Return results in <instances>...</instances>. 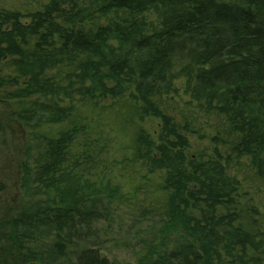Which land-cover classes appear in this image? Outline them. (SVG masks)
<instances>
[{"label":"trees","instance_id":"1","mask_svg":"<svg viewBox=\"0 0 264 264\" xmlns=\"http://www.w3.org/2000/svg\"><path fill=\"white\" fill-rule=\"evenodd\" d=\"M90 2L94 14L116 19L84 26L79 0H50L26 23L20 13H0V62L13 59L18 80L24 81L19 87L13 80L10 99L34 98L33 109L46 98L49 106L45 112L42 104V112L49 123H61L67 119L61 104L74 95L96 103L129 98L140 121L158 122V132L138 133L136 155L152 170L165 173L167 219L159 243L148 245L137 264H218L223 253L261 263L250 252L264 256L263 244L243 231L230 209L238 190L226 174L223 157L217 151L190 158L187 126L166 114L159 101L176 92L178 70L193 100L226 119L239 139L236 153L248 158L264 180V0ZM62 63L73 68L72 80L55 92L45 74ZM31 115L10 117L29 123ZM80 133L74 127L45 139L33 165L21 163V188L29 196L4 225L14 232L7 239L19 252L24 233L49 242V256L63 264H112L95 248L99 244L94 239L98 224L109 221L106 200L117 194L108 195L111 186L102 177L89 179L92 185L89 180L82 183L81 165L90 161L100 169V147L92 141L93 149L85 137L77 143L85 136ZM5 191L0 179V193ZM172 235L177 240L169 249ZM23 259L21 264H47L36 256Z\"/></svg>","mask_w":264,"mask_h":264},{"label":"rangeland","instance_id":"2","mask_svg":"<svg viewBox=\"0 0 264 264\" xmlns=\"http://www.w3.org/2000/svg\"><path fill=\"white\" fill-rule=\"evenodd\" d=\"M49 2L50 0H0V13H20L24 17L23 23H26L30 21L27 18L29 15L41 12ZM76 2L77 0H73V3ZM79 7L86 27L106 20L110 22L115 18L112 15L105 19L96 12L94 14L90 0H79ZM148 20L153 22L155 18L149 15ZM67 66L69 65L65 63L59 64L45 74L55 92L72 80L70 73H73V68ZM174 76L176 92L159 101L161 109L182 127L187 126L186 136L191 144L190 158L199 154L213 156L217 151L221 154L226 174L234 180L238 190L235 204L230 209L243 231L256 243L264 246V180L256 174L248 158L236 153L239 139L231 131L226 119L217 113L203 110L201 104L188 94L186 79L178 70ZM15 79L19 81V87H22L24 81L18 80L13 59L0 62V120L5 124V128L0 130V179L6 187V191L0 193V264L25 263L23 258L26 256L44 259L47 264H63L49 256V242L36 240L31 234H22V249L20 252L15 251V244L7 239L14 232H10L4 225L10 222L15 207H20L25 196H29L21 188V163L28 161L33 165L45 139L57 138L74 127H78L80 134L85 135L79 137L77 143L85 137L93 149L95 143L92 141H97L100 147V154L96 157L100 169L91 165L90 161L81 165L78 174L82 183L89 179L94 181L97 176L102 177L110 183L108 195L115 192L117 194L106 200L110 207L109 221L98 224L96 231L99 235L94 242L99 245L95 248L112 264H137L139 257L146 253L148 245L159 243V232L167 219L169 194L164 188L165 173L152 170L136 155L138 133L142 129L149 135L156 130L158 132V122L140 121L142 119L137 106L129 98L96 103L82 101L79 96L74 95L61 104L67 110V119L61 123H49V117L42 112L41 107L43 104L46 112L48 99H39L38 105L33 109L30 103L34 98L10 99L16 88L12 84ZM34 109L38 111V115H31ZM23 113L31 115L29 123L16 122L15 118L12 120L10 117V114ZM80 150L81 148H76L74 152L78 153ZM9 158L13 164L9 170H5L10 164ZM176 240V235L170 237L169 249L175 246ZM236 256L231 258L223 253L222 261L218 264H253L236 260ZM250 256L261 258L262 261L258 264H264V256L255 252H250Z\"/></svg>","mask_w":264,"mask_h":264}]
</instances>
